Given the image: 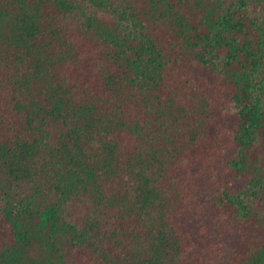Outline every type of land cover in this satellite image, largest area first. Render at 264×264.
<instances>
[{
  "label": "trees",
  "instance_id": "obj_1",
  "mask_svg": "<svg viewBox=\"0 0 264 264\" xmlns=\"http://www.w3.org/2000/svg\"><path fill=\"white\" fill-rule=\"evenodd\" d=\"M0 264H264V0H0Z\"/></svg>",
  "mask_w": 264,
  "mask_h": 264
}]
</instances>
